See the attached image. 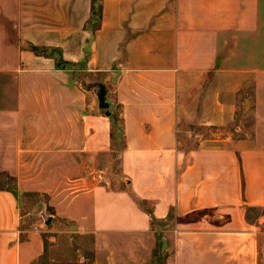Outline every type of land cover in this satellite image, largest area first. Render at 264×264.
<instances>
[{
	"label": "crops",
	"instance_id": "obj_1",
	"mask_svg": "<svg viewBox=\"0 0 264 264\" xmlns=\"http://www.w3.org/2000/svg\"><path fill=\"white\" fill-rule=\"evenodd\" d=\"M83 59L108 115L72 72ZM246 87L250 136L181 143L186 109L224 123ZM100 150L118 151L113 185L81 176L52 220L91 234L95 264H260L264 211L248 212L264 209V0H0V175ZM26 214L0 185V264H33L53 238Z\"/></svg>",
	"mask_w": 264,
	"mask_h": 264
},
{
	"label": "rangeland",
	"instance_id": "obj_2",
	"mask_svg": "<svg viewBox=\"0 0 264 264\" xmlns=\"http://www.w3.org/2000/svg\"><path fill=\"white\" fill-rule=\"evenodd\" d=\"M98 4V1H97ZM99 4L95 6L99 11ZM97 16L87 19L85 28L94 30L98 25ZM83 63L78 65L77 72L81 82L85 88H90L93 83L94 91L99 88V84L103 83V77H92L90 72L86 70L87 64L85 59ZM92 78L94 80H92ZM105 85V84H104ZM106 87V85H105ZM237 106L232 112V116L221 124H204L201 120L191 118L193 110L190 107L186 109L187 116L179 122L178 134L181 143L185 146L198 143L197 137H219L229 135L232 138L250 136L252 129V89L246 87L241 95L237 98ZM204 108V103H201ZM203 108H197L199 114H204ZM102 110H105L101 108ZM119 106L114 107L113 113V131L120 128L121 119L118 117ZM203 110V111H202ZM118 151L100 150L96 153H87L84 155L87 164L82 167L47 165V158H37L35 165H22L20 173V181L7 175H0V185L15 186L19 190V199L21 209L26 214L28 223H39L43 227L47 226L48 230H44L45 234L53 235L41 256L33 264H95L93 238L89 233H80L74 230L68 220H62L54 225L52 220L59 215V206H61L68 198L69 194L77 190L83 189L88 182L79 180L81 176H87L92 181L98 183L113 185L117 176H119V163L117 159ZM93 174L94 177L91 175ZM89 179V181H90ZM209 213L213 211L208 210ZM264 209L259 208L249 211V216L260 213ZM205 211L196 210L189 217H197ZM51 215V221L46 224L45 217ZM264 264V260L260 261Z\"/></svg>",
	"mask_w": 264,
	"mask_h": 264
},
{
	"label": "water",
	"instance_id": "obj_3",
	"mask_svg": "<svg viewBox=\"0 0 264 264\" xmlns=\"http://www.w3.org/2000/svg\"><path fill=\"white\" fill-rule=\"evenodd\" d=\"M96 96L98 100V106L100 108L105 109V113L108 115L110 114V111L108 109L109 102L106 100V87L104 84L100 83L99 88L96 91ZM52 219L51 215H48L45 217V223L48 224Z\"/></svg>",
	"mask_w": 264,
	"mask_h": 264
},
{
	"label": "trees",
	"instance_id": "obj_4",
	"mask_svg": "<svg viewBox=\"0 0 264 264\" xmlns=\"http://www.w3.org/2000/svg\"><path fill=\"white\" fill-rule=\"evenodd\" d=\"M97 16L98 19L100 20L101 17V7L99 8V11H96L95 9V5L93 4L92 9H91V18L93 19V17ZM35 48V47H33Z\"/></svg>",
	"mask_w": 264,
	"mask_h": 264
}]
</instances>
